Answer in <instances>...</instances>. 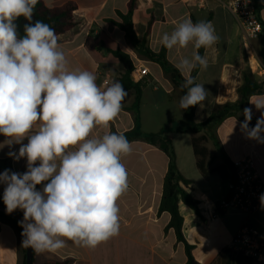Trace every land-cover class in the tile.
Wrapping results in <instances>:
<instances>
[{"label": "crops", "instance_id": "crops-1", "mask_svg": "<svg viewBox=\"0 0 264 264\" xmlns=\"http://www.w3.org/2000/svg\"><path fill=\"white\" fill-rule=\"evenodd\" d=\"M39 1L49 8L61 7L67 3L77 6V26L66 35L60 36L58 41L66 56V67L69 71L94 72L98 86L103 88V73L119 77L123 71V65L107 52L120 49L132 57L135 65L147 67L148 75L153 69L156 74L152 77V82L164 84L167 95L178 91L158 64L139 58L125 31L117 25L122 23L120 14H127L130 0ZM257 4L260 5L258 14L264 25V0H257ZM189 18L194 23L210 21L219 37L218 43L204 50L203 56L208 58L207 69H199L196 75V82L204 84L208 90L204 107L196 106L194 117L196 123H203L213 113L216 105L237 100V89L243 84L245 73L254 75L258 82L264 80V30L258 38L246 40L235 16L216 0H137L132 21L140 39L145 38L150 26L148 46L153 51L160 52L163 47L160 44L161 36L165 32L170 33L180 22ZM192 51L193 47L189 44L186 48L167 50L166 56L177 68L179 60L190 56ZM188 75L191 73L182 76L186 78ZM127 93L118 116L108 127L96 126L89 138H99L108 132L125 134L135 128L131 110L135 95L130 91ZM258 102L264 103V94L252 96L249 100V108L257 119L261 112L254 104ZM183 118L184 114L179 121ZM241 123L239 119L230 117L219 126L217 135L221 146L232 163L250 157L264 181V143L247 138L240 128ZM168 133L177 155L178 169L190 181L188 187L182 186L199 202L198 213L179 202L185 240L193 246L192 254L198 263L212 264L241 228L249 224L264 229V209L253 215L222 212L219 203L230 194L232 185L222 194L223 179L217 172L208 176L201 174L193 153L194 134ZM4 140L5 137L0 134V173L5 169L25 172L26 160H16L8 155L10 151L18 153L20 145L8 146L4 144ZM23 142L27 143V140ZM131 144L132 152L121 157L128 173V189L117 201L119 235L94 249L80 247L68 241L64 248L55 253L34 252L33 264L186 263L184 246L177 241L173 229L166 230L170 222L169 214L158 213L169 159L158 147L141 138L131 141ZM206 147L210 152L209 160L214 158L208 170L221 167L223 162L213 143H207ZM3 189L4 185L0 184L2 199ZM22 240L18 227L0 217V264H26V247L22 246Z\"/></svg>", "mask_w": 264, "mask_h": 264}, {"label": "clouds", "instance_id": "clouds-1", "mask_svg": "<svg viewBox=\"0 0 264 264\" xmlns=\"http://www.w3.org/2000/svg\"><path fill=\"white\" fill-rule=\"evenodd\" d=\"M39 0H0V134L4 144L20 145L8 155L26 160V171L0 173L3 203L8 214L23 212L22 246L37 254L55 253L68 241L96 248L120 231L118 199L128 189V173L121 157L132 152L122 133L108 132L89 138L96 126L108 127L122 111L128 93L113 79L102 88L94 72L69 71L58 41L48 23L33 22ZM28 23L20 34L18 18ZM210 21L180 22L165 32L160 44L167 50L192 45L182 57L181 74L208 67L200 54L218 43ZM179 107H204L208 90L188 75ZM249 127L252 109L244 108L240 124L247 138L264 143V103ZM27 143H24V140ZM37 186H40L39 189ZM264 207V194L260 196Z\"/></svg>", "mask_w": 264, "mask_h": 264}, {"label": "trees", "instance_id": "trees-1", "mask_svg": "<svg viewBox=\"0 0 264 264\" xmlns=\"http://www.w3.org/2000/svg\"><path fill=\"white\" fill-rule=\"evenodd\" d=\"M137 6V0H130L128 5V12L126 15L120 14L122 23L117 25L125 31L127 38L130 40L134 52L143 60L151 61L158 64L164 73L170 78L174 86L179 91L180 95H184L186 89H182L180 85L184 82L185 77L182 76L181 72L173 66L167 59L166 51L162 47L160 52L153 51L147 43V36L150 31V26L147 29V33L144 39H140L134 30L133 26V13ZM257 9H260V5L257 4ZM77 6L74 3H67L61 7L49 8L42 1H39L35 7L33 16V22L35 20H41L48 23L53 27L56 33L60 36L66 35L71 32L77 26V20L75 12ZM196 22V21H195ZM20 34L23 35V26L28 23L24 18H18L16 21ZM204 48L199 50L200 54L203 55ZM108 53L112 54L122 65L123 71L119 76V81L123 84L125 90L133 92L135 95L134 102L132 104V112L134 114L135 128L125 133L126 138L131 142L135 139H143L146 142L158 147L163 151L168 159V170L164 179L163 192L161 201L158 208V213H167L170 216V222L166 227V230L173 229L176 239L179 243L184 246L185 254L187 257L185 264H200L196 261L192 254L193 246L188 244L183 234V217L179 212V202H183L188 205L195 212H199V202L195 200L189 192L182 185L188 187L190 181L186 179L179 171L177 166V155L173 145L172 138L166 131H159L157 133L144 134L139 131L140 127V105L143 96L144 87L147 81L141 79L135 80L133 77V71L135 68V61L132 57L120 50H108ZM264 63V59H263ZM199 67L195 69L191 76L195 78ZM238 98L235 102H227L224 104L216 105L213 113L203 123H196L194 120L196 106L190 107L188 110H184V118L175 125L171 132L175 134L192 133L195 137L192 140L193 153L196 158V164L202 175L208 176L213 172H217L223 180L230 181L231 185L235 183V170L234 165L228 156L225 154L217 130L219 126L230 117H235L240 121H244L243 109L249 108V100L252 96L264 94V80L258 82L254 75L251 73L244 74L243 84L237 89ZM257 118L252 115V119L249 123L250 126H255ZM213 143L219 157L223 164L219 168L208 170L209 165L214 158L209 160L210 152L206 147L207 143ZM38 189L40 186H37ZM0 203L3 204V199L0 197ZM23 217V214L16 210L14 211ZM0 217L14 223L20 232L23 229L20 224L12 217L5 215L0 212ZM66 264V263H63ZM212 264H255L251 258L233 251L229 247H225L218 255L216 260Z\"/></svg>", "mask_w": 264, "mask_h": 264}, {"label": "built area", "instance_id": "built-area-1", "mask_svg": "<svg viewBox=\"0 0 264 264\" xmlns=\"http://www.w3.org/2000/svg\"><path fill=\"white\" fill-rule=\"evenodd\" d=\"M221 6L229 10L237 19L243 29L246 40L258 38L264 30L259 17L257 0H216ZM149 74L147 67L137 64L133 77L139 81ZM113 79L119 80L109 73H103L102 85ZM235 170V183L230 194L219 203L222 212H235L253 215L263 210L260 202L264 194V181L259 175L253 160L244 157L233 162ZM228 247L241 253L257 264H264V231L255 227L241 228L229 241Z\"/></svg>", "mask_w": 264, "mask_h": 264}, {"label": "rangeland", "instance_id": "rangeland-1", "mask_svg": "<svg viewBox=\"0 0 264 264\" xmlns=\"http://www.w3.org/2000/svg\"><path fill=\"white\" fill-rule=\"evenodd\" d=\"M150 67H154V65H150ZM155 74L156 72L152 69V73L143 78L147 81V84L144 87L141 101L139 131L144 134L157 133L159 131H166L168 133L177 125L184 114V110L179 107L181 97L179 92L176 91L173 94L167 95L164 84L152 82V77ZM230 185V181L222 180V194L227 192ZM248 226L252 227L249 224ZM260 230L264 231V229Z\"/></svg>", "mask_w": 264, "mask_h": 264}, {"label": "water", "instance_id": "water-1", "mask_svg": "<svg viewBox=\"0 0 264 264\" xmlns=\"http://www.w3.org/2000/svg\"><path fill=\"white\" fill-rule=\"evenodd\" d=\"M132 78H134V77H132ZM0 212L14 218L18 223L23 220V217L20 216L16 212L8 214L6 212V208L1 203H0ZM33 259H34V251H32L31 248H26V264H33Z\"/></svg>", "mask_w": 264, "mask_h": 264}]
</instances>
